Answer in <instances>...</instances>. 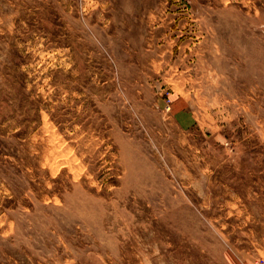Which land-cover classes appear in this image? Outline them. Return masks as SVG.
<instances>
[{"label":"rangeland","instance_id":"374dc122","mask_svg":"<svg viewBox=\"0 0 264 264\" xmlns=\"http://www.w3.org/2000/svg\"><path fill=\"white\" fill-rule=\"evenodd\" d=\"M0 264H264V0H0Z\"/></svg>","mask_w":264,"mask_h":264}]
</instances>
